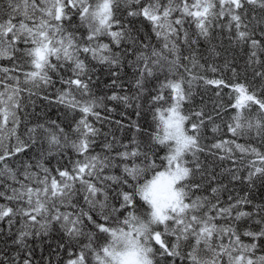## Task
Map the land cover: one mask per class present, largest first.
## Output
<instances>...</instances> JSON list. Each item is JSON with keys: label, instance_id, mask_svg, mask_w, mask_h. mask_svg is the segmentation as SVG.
I'll list each match as a JSON object with an SVG mask.
<instances>
[{"label": "snow or ice", "instance_id": "snow-or-ice-1", "mask_svg": "<svg viewBox=\"0 0 264 264\" xmlns=\"http://www.w3.org/2000/svg\"><path fill=\"white\" fill-rule=\"evenodd\" d=\"M0 264H264V0H0Z\"/></svg>", "mask_w": 264, "mask_h": 264}]
</instances>
